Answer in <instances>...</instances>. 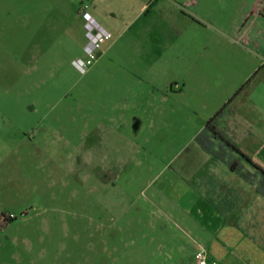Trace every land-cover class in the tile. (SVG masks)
<instances>
[{
  "label": "rangeland",
  "instance_id": "obj_1",
  "mask_svg": "<svg viewBox=\"0 0 264 264\" xmlns=\"http://www.w3.org/2000/svg\"><path fill=\"white\" fill-rule=\"evenodd\" d=\"M45 10L0 0V264H196L214 238L226 264H248L243 242L264 252V184L254 167L264 169L263 128L252 136L243 124L237 140L228 137L240 153L206 130L247 80L216 128L227 138L252 91L263 99L264 36L228 41L214 29L237 25L211 21L195 68L178 66L176 81L158 87L121 88L97 67L103 41L82 72L79 40ZM209 160L212 200L234 204L226 213L207 201L206 179H194Z\"/></svg>",
  "mask_w": 264,
  "mask_h": 264
},
{
  "label": "crops",
  "instance_id": "obj_2",
  "mask_svg": "<svg viewBox=\"0 0 264 264\" xmlns=\"http://www.w3.org/2000/svg\"><path fill=\"white\" fill-rule=\"evenodd\" d=\"M27 5L30 8L42 7L50 18L69 24L66 29L71 34H68V40H79V43L72 44V48H79L84 56L87 44L85 24L89 19L95 20L110 33L111 38L103 41V49L99 51L97 67L104 66L111 78L110 83L121 88L127 85L141 87L145 83L158 87L159 80L164 78L166 83L171 79L176 81L174 77L181 71L178 66H183V72L190 67L195 68L200 51H197L198 47L206 49V44L200 45L206 38L205 33L209 30L206 26L211 21L222 23L229 20L237 25L234 32L231 30L229 33H222L220 28L214 29L228 41L231 39L226 34H237L241 39L250 40L254 36L256 39L264 36L263 28H255L261 21L264 22V0H27ZM83 5L89 7L80 13ZM244 23L246 28L241 27ZM197 36L201 39L199 43L195 38ZM218 52H223L218 54L220 56L227 54L226 49ZM170 56L172 66L167 76L163 73L162 79H159V71H162L159 63ZM179 77L183 80L181 75ZM181 83L180 91L185 82ZM176 84L180 86L179 82ZM255 93L257 91L253 90L251 96L242 102L236 118L225 126L227 140L228 137L237 140L243 124L248 126L252 133H247L252 136L260 131V127L264 131V119H260L257 108L258 102H264V97L260 100L254 96ZM243 244L242 249L248 248L245 252L248 264H264V252L259 247L252 242ZM204 249L208 264L228 262L227 249L216 238ZM241 260L237 258L232 263L244 264Z\"/></svg>",
  "mask_w": 264,
  "mask_h": 264
},
{
  "label": "trees",
  "instance_id": "obj_3",
  "mask_svg": "<svg viewBox=\"0 0 264 264\" xmlns=\"http://www.w3.org/2000/svg\"><path fill=\"white\" fill-rule=\"evenodd\" d=\"M251 79H249L240 89L239 91L233 96V98H231L227 104H225L206 124V130L211 132L213 135L214 139H219L221 141H223L229 148H231L233 151L240 153V151L229 141L227 140V138H225V135L222 134L217 128H216V121L218 118L222 117L225 114V111L227 110V108L229 107V105L233 102V100L240 94V92H242L249 84H250ZM203 148L205 150L208 151V148L206 146H203ZM243 156V158H246L243 154H241ZM212 160H209V163H205L204 166L202 167V169H200L196 175L194 179H198L200 178H205L207 181V185H208V189L205 192L206 195V199L207 201L212 204L214 206V208L220 212V213H226L228 211H230L232 209V207L234 206V204L232 203H226L225 202V198H223L219 203L216 204V202H214L211 198V194L215 193L216 191V187L212 186L211 181L213 180V177L210 173V169L212 167V165H214L215 163H211ZM248 161H250L248 159ZM251 163H253L251 161ZM258 172L261 174V176L263 177V184H264V169L261 168L258 165L254 166ZM231 170L234 172L238 171V166H236V163H233L231 165ZM241 177H244V174L240 173ZM191 184V183H190ZM264 195V192L262 193Z\"/></svg>",
  "mask_w": 264,
  "mask_h": 264
},
{
  "label": "built area",
  "instance_id": "obj_4",
  "mask_svg": "<svg viewBox=\"0 0 264 264\" xmlns=\"http://www.w3.org/2000/svg\"><path fill=\"white\" fill-rule=\"evenodd\" d=\"M89 5H83L80 7V13H83ZM87 44L84 48V54L86 56L85 60H77L76 66L84 72L88 67L93 64L95 59L94 52L98 48L99 43L102 41H107L111 38L110 33H108L104 28H102L95 20L89 19L85 24ZM195 262L196 264H208L207 252L204 248H200L195 252Z\"/></svg>",
  "mask_w": 264,
  "mask_h": 264
}]
</instances>
